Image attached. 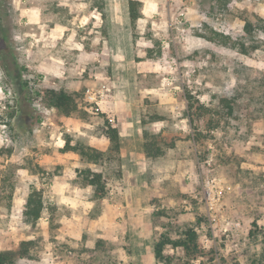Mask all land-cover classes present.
<instances>
[{"label":"rangeland","instance_id":"374dc122","mask_svg":"<svg viewBox=\"0 0 264 264\" xmlns=\"http://www.w3.org/2000/svg\"><path fill=\"white\" fill-rule=\"evenodd\" d=\"M136 1L141 17L131 24L128 0H103L101 12L91 0H0L2 264H264V0ZM33 6L48 27L78 14L85 22L43 74L33 55L51 52L32 46ZM81 50L97 59H79ZM94 76L108 88L97 115L83 100ZM47 90L73 95L75 111L51 109ZM132 119L146 156L110 153L106 123ZM79 145L103 152L102 161L67 150L74 166L64 172L41 158ZM87 169L104 180L99 202ZM52 174L64 180L56 188ZM31 190L43 202L35 222L24 217ZM187 230L196 234L189 250L166 246L164 261L155 258L156 237Z\"/></svg>","mask_w":264,"mask_h":264},{"label":"trees","instance_id":"16d2710c","mask_svg":"<svg viewBox=\"0 0 264 264\" xmlns=\"http://www.w3.org/2000/svg\"><path fill=\"white\" fill-rule=\"evenodd\" d=\"M92 7L101 12L103 8V0H91ZM128 18L130 23H135L141 16L138 7L140 2L136 0H128ZM244 53V52H243ZM47 105L56 109L59 114L64 116L70 115L76 109V102L73 95L64 91L47 90L44 92ZM227 110H231V106L228 101L221 99L220 101ZM105 138L109 142V152L113 154L119 153V134L114 125L106 123ZM71 150L77 151V154L87 163L97 164L102 161L104 153L88 146H71L66 147L64 151ZM151 157V156H147ZM84 180L89 186L93 188V198L96 202H99L106 194V188L104 180L101 174L92 172L87 169L83 171ZM43 202L42 196L39 191L31 190L26 197L24 217L28 222L37 221L42 213ZM196 241V234L192 230H187L181 233V236L177 239H171L167 234H161L154 239L153 253L158 261H164V248L170 246L172 248H182L183 250H189L190 245H194ZM195 248V247H194ZM194 249H192L193 251ZM0 258V264H2Z\"/></svg>","mask_w":264,"mask_h":264},{"label":"crops","instance_id":"0c3cea01","mask_svg":"<svg viewBox=\"0 0 264 264\" xmlns=\"http://www.w3.org/2000/svg\"><path fill=\"white\" fill-rule=\"evenodd\" d=\"M62 4V3H61ZM58 4V5H61ZM64 5H69V4H64ZM58 7V6H55ZM68 7V6H67ZM65 9V8H64ZM70 12L75 11L76 8L69 5ZM31 11V18H30V23L34 22L36 23L35 25L37 26L38 29H40V31H36L33 32V37L35 36V41L37 40L38 43L35 45L39 51L41 47L45 46L47 47V49H49L48 52H51L50 55H48V58H44L41 60V56H35L33 55V60L37 59V64L34 65L33 67L36 68V71L40 74L46 73V71L51 70L52 68V63L50 62V59H57V57H64L63 55H57V57H55L54 55L56 54V52L58 51V49H61L63 51H65V49H67V44H72L73 42L71 41V43L69 42L71 37L67 38V36L69 35V33H67L68 31H73L74 28L77 29H81L84 27V20L81 18H78V15L74 18H72V21H70V24L66 25L63 23H59L58 21L53 22L52 25H48L46 24V22L44 23V21L42 19H40L39 13L40 11L37 10L35 8V6L30 8ZM49 28L48 32H45V34H42V31L46 30ZM37 33V34H35ZM41 36H44V38H42ZM42 41V42H41ZM33 46V47H35ZM106 46L110 49V52H112L113 54H115V56L117 58L119 57V53L114 52V50L111 47V43H107L106 42ZM56 50V51H54ZM55 53H54V52ZM92 51V52H90ZM93 50H81L77 53V57L83 61H87L88 59H97V56L95 55V53H93ZM64 54V52H63ZM123 58V57H121ZM123 59H126L125 57ZM108 94V93H107ZM108 101V95H107V99L106 101L103 103V106L107 103ZM102 106V107H103ZM54 109V108H51ZM113 109H118L117 107L113 108ZM54 111V110H51ZM137 123H139V121H135L134 119L132 120H128V121H124L123 123L120 122V125H125V128H121L119 127L118 130V134H119V151L121 152V155L123 156H130V157H139L144 155V157L146 156L144 148H143V137L136 135V127L138 126ZM50 124H53V122L51 121ZM119 125V126H120ZM131 127V128H130ZM126 142L128 143H139L138 146L140 148H138L137 146L135 147H130L127 150L125 147ZM50 147H52L53 145H56V141L53 142V144L49 143ZM55 150V149H54ZM54 150L51 151V155L49 156H42L41 158L46 159V157L50 158L51 162L49 161H45L46 163H50L49 167L53 168V169H60L63 168L62 170L65 172L66 169H71V167L74 166V162H72L71 159L74 158L75 154L71 153L70 151H63L61 153L59 152H55ZM141 150V153H140ZM124 151H128L124 152ZM136 162V161H135ZM89 164V163H87ZM139 164V163H138ZM137 165V164H135ZM48 173V172H47ZM53 175V179L51 180L52 184V188H56L57 185L61 184V182H64V180H60L58 179L57 176ZM120 209V207H119Z\"/></svg>","mask_w":264,"mask_h":264},{"label":"built area","instance_id":"2783aa9c","mask_svg":"<svg viewBox=\"0 0 264 264\" xmlns=\"http://www.w3.org/2000/svg\"><path fill=\"white\" fill-rule=\"evenodd\" d=\"M32 46H35L38 41L34 40L35 36L32 35ZM94 84L88 85L83 92L84 108L94 114L102 112L103 103L107 99L108 88L104 83L97 80V76H94ZM41 100L42 95L37 89H33L31 93V104L41 111ZM5 108V107H3ZM3 129L5 126H2ZM6 136L5 132L2 131L1 139ZM48 176V174H46ZM216 187V180L213 178L206 179L204 183V194L203 198L205 201H209L212 198L213 188Z\"/></svg>","mask_w":264,"mask_h":264}]
</instances>
